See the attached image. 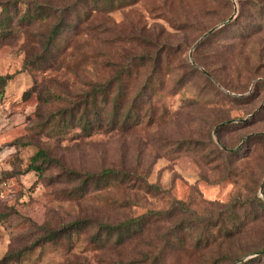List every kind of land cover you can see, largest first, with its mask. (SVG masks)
<instances>
[{
	"label": "rangeland",
	"instance_id": "374dc122",
	"mask_svg": "<svg viewBox=\"0 0 264 264\" xmlns=\"http://www.w3.org/2000/svg\"><path fill=\"white\" fill-rule=\"evenodd\" d=\"M0 2L13 14L36 8L50 13L0 37V151L8 183L0 202V264H264L261 254L249 257L264 246V206L257 200L264 201V139L256 137L264 134V27L246 35L249 22L254 29L259 23L252 0ZM66 3L73 7L59 41L24 69L27 57L40 54L54 10ZM230 16L190 57L198 38ZM141 55L146 60L138 63ZM199 62L214 73L215 87L190 69H204ZM146 82L153 88L142 111L149 106L150 117L138 124L82 132L77 125L58 128L52 118L83 104L95 87L111 98L119 83V105L125 106ZM96 109L105 111L102 104ZM191 140L198 145L189 147ZM38 149L51 158L41 172L30 169ZM104 168L130 176L83 191L81 176H66ZM237 202L256 214L254 222L238 235L199 244L202 223L223 217ZM149 210L166 214L120 245L90 239L97 222ZM76 219L93 224L44 240L45 227ZM186 221L194 227L185 228Z\"/></svg>",
	"mask_w": 264,
	"mask_h": 264
},
{
	"label": "trees",
	"instance_id": "16d2710c",
	"mask_svg": "<svg viewBox=\"0 0 264 264\" xmlns=\"http://www.w3.org/2000/svg\"><path fill=\"white\" fill-rule=\"evenodd\" d=\"M66 3L64 6L54 10L56 12V15H52L53 21L50 22L46 32L42 36V39L40 40V54L37 56H31L27 57L23 68H30L31 66H34L39 59L38 56L41 57V59L46 58L47 55L50 54L51 49L56 45L57 41H59L61 34L63 30L68 26V20L67 17L70 14V11L73 7V5H70ZM252 8V14L253 17H256V20L259 22L257 24L256 29H254V23L249 22L246 26V35L253 31H259L260 26L264 27V1L263 0H252L251 4ZM10 8L7 4L0 2V37L5 36L6 34L10 33L12 30L18 28V25L21 23L25 24H33L37 23L39 21L43 22L44 18L49 17L50 13L47 9H40L36 8L34 10L28 9L27 11L23 12V14L19 15L18 12L10 13ZM234 18L227 23L229 25L232 23ZM224 27L221 28V30ZM220 30V29H219ZM215 32H213L210 36H208L201 45L196 48L195 51H198L200 47L204 45L209 39L213 37ZM163 54L156 55L155 62L158 63L162 61ZM146 60V57L143 55L138 57L137 62L143 63ZM200 61V60H199ZM198 62V61H197ZM38 63V62H37ZM201 65H203L204 69H198L194 66H190V69L192 71L197 72L198 74L202 75L204 77V81L212 86L215 87L214 82L210 78L209 74H211L213 77L214 73L205 67V65L202 62H199ZM158 67H155V70H157ZM250 71V70H249ZM130 73V69H126L123 75L128 76ZM4 77H0V80H3ZM155 81L158 80V78L153 77ZM215 79H217L215 77ZM227 86V89H230L228 86V83H224ZM118 92L117 94L113 95L111 98L107 97V92L104 87H95L92 92L87 93L85 102L83 104H79L78 106L70 107L66 112H64L61 116L56 118V116L53 115V119H55V125L58 126H71L74 127L75 125L79 126L82 132H89V130L93 129L95 126H107L110 128H127L129 125H134L142 122V120L149 118L150 114H148V107H146L145 110L142 111L143 105L147 102L149 98V92L152 90L153 85L148 82L144 83V85L139 90V93L135 94L125 106H120V99L119 94L122 93L123 84L119 83L118 85ZM109 93V92H108ZM228 96V95H227ZM232 99H239L238 97H231ZM98 104L104 105V112L98 111L96 109ZM264 105L260 107V109H263ZM259 109V110H260ZM258 112H256L257 114ZM254 115V113L252 114ZM251 115V116H252ZM68 119H66V117ZM102 116V117H97ZM76 121V123H74ZM220 127H223L221 125ZM219 127V129H220ZM256 137H260L264 139V134H261L259 136L256 135ZM253 136L248 135L246 137V142H251ZM189 147L197 146L198 144H195L196 141H188ZM1 150V149H0ZM237 152V149L234 151H224L225 154L228 156H231L232 154H235ZM40 161V165L37 163ZM51 161V158H49L46 153L38 149L35 154L32 157L31 167L30 169L36 170L37 172H41L43 169V165L46 163H49ZM81 176V185L79 187L80 190L82 187L91 184V183H98V182H109L110 180H115L116 178H122L126 179L130 176V173L124 170H115L113 168H104L100 170L97 173H90L86 172L83 174L79 173H66V176L69 178L71 176ZM1 179H5L4 171H2ZM5 197L2 198V200ZM0 200V202H2ZM258 203L260 206H264V201L262 198L257 197ZM237 202L236 204L230 206L229 208L225 209L224 216L218 217L217 219L210 217L207 220H205L202 223L201 228L199 229L196 239L199 242V244L202 245V243L206 242L207 244L210 242V240L215 239L218 236H221L223 238H230L234 235H238L242 232L244 227L248 226L249 224L253 223L256 214L253 213V211H246L243 207L242 203ZM246 212V213H244ZM166 214V211H154L149 210L146 211L140 215L137 216H130L126 217L123 220H120L116 223H108V222H97V227L91 234V240L97 243L101 244H114V245H120L124 243L126 239L129 237H133L135 234L139 233L141 230H144L145 226L153 222L155 219L161 218ZM93 224L92 221H86L84 219H76L71 221L70 223L66 224L64 227L60 228H44L45 231V241H51L55 240L64 232L71 233L72 230L77 231L79 229H85L89 225L91 226ZM185 228L191 226L192 222L186 221L185 222ZM264 250V246L260 247L259 249H256L255 251ZM253 251V252H255ZM23 251H20L16 254H8L5 256V260H11V256L21 255ZM146 253V257H147ZM260 257H264V253L260 255ZM259 257V258H260ZM257 258V257H256ZM254 259H248L245 261L240 262L239 264H250ZM148 264H161L158 261L153 260ZM162 264H164L162 262Z\"/></svg>",
	"mask_w": 264,
	"mask_h": 264
},
{
	"label": "water",
	"instance_id": "95a60500",
	"mask_svg": "<svg viewBox=\"0 0 264 264\" xmlns=\"http://www.w3.org/2000/svg\"><path fill=\"white\" fill-rule=\"evenodd\" d=\"M235 10V9H234ZM232 18V16H230V17H228L226 20H224V21H222L220 24H218V25H215L214 27H212V28H210L207 32H205L202 36H200L199 38H198V40L194 43V45H193V47H192V49L190 50V53H189V56L191 57V53H192V50H193V48L204 38V37H206L208 34H210L211 32H213L215 29H217V28H219L221 25H223V24H225L228 20H230ZM253 113H251L249 116H251ZM262 253H264V250H260V251H258V252H255V253H253L252 255H250L249 257H251V256H255V255H257V254H262ZM248 257V258H249ZM242 260V259H241Z\"/></svg>",
	"mask_w": 264,
	"mask_h": 264
},
{
	"label": "built area",
	"instance_id": "2783aa9c",
	"mask_svg": "<svg viewBox=\"0 0 264 264\" xmlns=\"http://www.w3.org/2000/svg\"><path fill=\"white\" fill-rule=\"evenodd\" d=\"M3 160H4L3 152L0 151V200H2L3 197H5V193H6L5 191L8 186L7 180L1 179V174L3 171Z\"/></svg>",
	"mask_w": 264,
	"mask_h": 264
}]
</instances>
